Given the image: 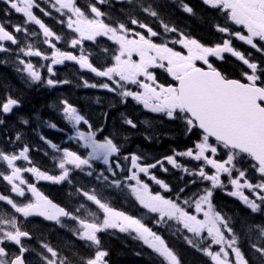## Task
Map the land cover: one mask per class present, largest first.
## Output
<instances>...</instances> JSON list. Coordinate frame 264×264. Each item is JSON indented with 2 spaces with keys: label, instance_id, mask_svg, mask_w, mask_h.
I'll list each match as a JSON object with an SVG mask.
<instances>
[{
  "label": "flooded vegetation",
  "instance_id": "1",
  "mask_svg": "<svg viewBox=\"0 0 264 264\" xmlns=\"http://www.w3.org/2000/svg\"><path fill=\"white\" fill-rule=\"evenodd\" d=\"M38 2L45 11L50 13L49 16H44L38 9H33L38 18L43 21L45 25L43 28L34 21L26 23V20H31V15L24 17L22 14L15 13L14 10L6 12L5 9L8 6L0 3V23L5 24L9 31H12L17 25L20 26V33L13 32L18 41L16 45L11 42H0L8 49L6 52H0V104L6 102L9 97L17 100L20 104L19 107L13 109L11 114H4L0 111V120L4 121L0 125V153H3L0 155V177L6 176L8 180L18 185L17 192L21 189L26 191L25 197L21 198L11 191L12 186L8 180L0 179V195L8 198L5 201H0V220H16L20 231L28 233L30 238L19 235L10 224L0 225V230L6 229L13 234L11 241L7 237L4 238L8 250L6 259L9 262L19 255L17 248L22 246L26 249L24 264H76L75 261L70 262L69 259H80V257L88 259L100 248L107 250L110 241L122 240L123 236H128V233H119L118 229H110L98 234L101 243L97 246L91 240H80L76 235L83 231L79 227L78 221L91 223L94 219L92 213L99 217L95 221L96 224L103 222L98 206L89 202L82 195V191L89 192L90 195L109 204V180L106 182L103 179H97L100 172L108 176V165H105L101 158L98 161H91V169L84 166V171L76 170L73 166H66L78 173L70 175L71 183L65 181L60 184L46 181L36 183L34 176L27 172L17 171V169L39 168L41 171H47L49 175H59L61 170L57 165L63 156L64 148L76 151L82 158H86L91 151L84 148L83 142L76 138L78 130L88 131V127L83 128L85 126L83 122L79 127H71V123L64 118L61 111H58L56 117H53L52 114L46 115V111H52L49 103L55 105L67 100L70 105L77 108L79 114L89 121L92 131L102 129L96 135L98 141L104 142L105 138L109 139L108 97L104 95L107 89L100 87L107 81L102 84H99L98 81L94 82L86 69L82 70L75 61L66 60L63 65L53 66L56 75L52 79L58 82L68 81V83L54 88L48 87L45 80L49 77L47 66L51 60H45L42 57H26L20 52V49L27 50L31 45L33 51L39 50L43 56L50 58L56 50L72 53L80 57V63H89L106 72L110 66L112 71H115V65L118 62L124 65L127 57L117 55L119 59H116L115 63L109 64L107 55L105 54L103 57V54L94 50V41L87 40H85L84 56L72 52L71 50L75 48L70 46L72 33L66 27L68 21L63 22L65 29L62 31L61 29L64 27L61 25V14L51 7V5H55L56 8H59L60 4H57L56 0H48V3H44V0H38ZM88 2L87 5L90 7L94 0H88ZM110 2L121 9L120 22L124 26L121 35L130 40V51L134 61V63H128L131 65L132 74L128 81L120 78L121 73H119L120 75L116 74L123 85L122 87L127 84V87L133 91V95L130 97H119V100L123 102L119 106H115L117 110L118 108L120 110L119 116L125 118L123 127L117 130L122 135L131 134L134 136V144L129 148L136 151L135 155L138 158L140 157L138 154H141V150L146 147L144 135L149 136L148 149L151 150L157 146L153 137L154 133L165 132L164 129L141 127L140 119L146 116L155 117L157 113L168 111L172 114L179 113L181 105L176 91L175 78L188 69L194 67L214 69L218 70L227 80L264 86V40L261 39L264 37V0H217L215 8L202 0H197L200 13L197 38L199 40H193L187 34H183L180 36V44L176 46H172L171 43H166V45L157 43L156 39L162 36L157 34L156 27L165 29L166 27L146 24L148 21H156L155 14L157 12L161 20H172L164 15V11L172 7L171 0H103V4L97 3L96 6L107 9ZM105 13L103 19L107 20V10ZM152 13L155 14L152 15ZM129 22L134 25L132 29L130 26H126V23ZM159 23L162 22L159 21ZM208 26L210 27L209 33L205 31ZM25 29H27L26 32ZM78 29V34L84 38L92 31V26L80 23ZM96 31L98 30L96 29ZM164 35L171 37L172 28L169 27ZM57 36L60 37L59 41L56 40ZM102 38L105 37L102 36ZM46 41H50L56 47H50ZM160 43L163 42L160 40ZM124 44V42H120L119 45ZM84 57L88 58L87 61L83 59ZM103 58H105V63H103ZM20 59L34 62L37 65V69L42 75L41 82H32L31 79L26 78L23 65L19 64ZM42 65L43 67H41ZM125 69L120 71L124 72ZM77 70L79 73L89 74L90 80L77 82L74 75ZM85 81L88 85H96V87L86 86ZM76 84H78V91L75 89ZM93 90L100 91L102 95L95 97ZM76 92L81 94L79 98L86 104V113L83 112L82 102L70 103V100L77 98ZM29 99L32 101H28ZM126 100L131 101L125 102ZM59 116L63 117V122H50L57 125L56 129L46 127L48 119H59ZM45 117L48 119L46 120ZM21 118L27 120L28 125H23ZM176 129L183 136L186 134V128L177 127ZM48 134H53L54 137L49 138ZM17 135H20L18 141L16 140ZM41 136L59 145V150L52 149L41 139ZM125 139L121 138V143ZM25 145L29 148L27 153L29 161L14 160L13 157L19 155ZM162 146L170 149L171 141L166 138L165 143L159 144V147ZM5 156L8 157L7 160H5ZM88 171H92L93 175H87ZM17 176L24 177L29 183H36L35 191L65 208L70 215L75 214V218L66 216L60 218V223L46 221L35 216L23 218L16 209H26L28 204H34V198L27 192V186L20 184ZM144 177L143 174H140L141 180ZM141 209L142 206L134 198L132 210H126L123 205L116 210L124 211L126 214L142 220L139 216ZM94 231L95 229H89V234ZM0 235H2V231H0ZM16 239H19V245L15 244ZM85 245L88 247V253L79 256L84 253V249L78 246ZM53 252L56 254L55 256H53ZM106 259H109V255ZM86 261L83 264H86Z\"/></svg>",
  "mask_w": 264,
  "mask_h": 264
},
{
  "label": "snow or ice",
  "instance_id": "2",
  "mask_svg": "<svg viewBox=\"0 0 264 264\" xmlns=\"http://www.w3.org/2000/svg\"><path fill=\"white\" fill-rule=\"evenodd\" d=\"M202 2L208 4L209 6L215 8L217 7V0H202ZM0 3L7 5L8 7L5 9L6 12L14 10L17 14H22L24 17H29L31 15V20L27 22H35L37 25H40L42 28L45 27L43 21L38 18V16L34 13L33 9H38L44 16H49L50 13L45 11L43 7H41L40 2L38 0H0ZM44 3H48V0H44ZM57 4H60L61 7L56 8L55 5H51V7L55 8V10L61 14V16L65 15V12L62 9H66L68 13L72 15L67 16V28L72 30L74 33H78L79 29L74 28V23H82L85 25H98L100 28H106L107 25L104 24L102 19L98 20H89L87 17L83 16L81 7L77 6L75 0H56ZM97 3L103 4V0H94L91 7L89 8V12L95 14L96 17H103L104 13L100 11L98 7H96ZM185 10L191 12V9L185 6ZM76 18V20L73 19ZM63 23V21H61ZM135 23V21H133ZM121 28L124 26L121 25ZM27 29H25V32ZM115 31V29H112ZM20 33V26L17 25L13 28L12 31L7 30L5 24L0 23V42H11V44L16 45L18 43L16 36L13 34ZM54 35V33H53ZM258 35V34H255ZM98 36L107 37L109 40L117 43L115 37L108 36L104 31H90L86 37L81 39L78 35L76 38H72L70 41V46L72 48H77L83 44V41H95ZM264 40V37H261ZM56 40L59 41L60 37L57 36ZM47 44H50V47L55 48L56 45L50 43V41H46ZM8 49L4 46L3 43H0V52H6ZM83 51V49H81ZM107 51V49H105ZM20 52L23 53L26 57H42V59L51 60V63L47 66V73L49 77L45 80V83L48 87H57L58 85L68 83V81L58 82L52 79L56 75L53 66L54 65H63L65 61H75L79 64L82 70L90 69L95 71L89 63H80V57L74 55L72 53H65L59 50H56L52 57L43 56L39 50H32L31 45L25 50L24 48L20 49ZM87 61V57L83 58ZM118 60L119 57H116ZM19 64L23 65V70L27 72L32 82H41L42 75L41 72L34 66V64L30 61L26 62L24 59L19 60ZM43 67V65L41 66ZM100 75H107L106 73H99ZM117 75H120L117 73ZM121 79H126L121 76ZM107 79L111 81L113 77L111 75L107 76ZM86 86L96 87V85H88L87 81H85ZM100 87L106 88L109 91L113 89L109 86V84L105 83L100 85ZM132 95L131 93L125 92L123 93L124 97ZM139 99L138 97H134ZM126 102V101H125ZM62 112L64 118L71 123L73 127L80 125L81 122L84 123L88 127V131H77L76 138L83 142V147L86 149H90V153H88L86 158H82L76 151H71L68 148H64L63 156L59 160L58 169L61 170L59 175H49L47 171H41L39 168H23L17 169V171H23L31 174L35 177L36 183L40 181L52 182L55 184H60L61 182L68 181L71 183L70 177V169L66 166H73L74 169L84 171V166H87L89 169L92 168L91 161L93 160H101L105 165L109 164V157L113 154L119 153L120 149L112 142L111 139L105 138L104 142H100L96 139V135L98 132L102 131V129H97L95 131L91 130V125L89 121L81 114L78 113L77 108L73 107L68 103L67 100H63L62 102ZM20 104L17 100L13 98H7L6 102L0 104V111L4 114H11L13 109L19 107ZM130 123V121H128ZM4 123L3 120H0V125ZM21 123L23 125H28V121L21 118ZM51 128L56 129L57 125L52 123L50 125ZM20 139V135L16 136V140ZM41 139L45 141V143L49 144L52 149L59 150V145L56 143H52L51 141L46 140L43 136ZM29 152L28 146H23L19 155L13 157L14 160L20 161H29V156L27 153ZM3 155V153H0ZM8 157L5 156V160ZM125 161L129 159L126 155L123 158ZM131 168H129V174L124 178L123 182L120 179H115L111 183L116 187H121L122 183L130 189L131 194L135 197V200L142 206L144 209H147L149 212L154 214H159L157 224L166 221H177L179 222L183 229L190 233L192 237H195V243L193 239L189 238V236H184V240L186 243L191 246L193 249L198 250L203 256L209 258L210 264H246V261L243 260V254L239 250L238 247H234L237 244V237L233 233V229L229 226L228 220L221 215L219 211H213V206L211 203V198L213 197V190L216 188L224 187L223 182L220 176L217 174L216 176H206L205 179L211 182V187L204 189V194L199 195L198 199H184L182 203L179 199L171 200L162 196L159 192L153 193L150 190L149 183L144 182L140 179V174H143L148 180L154 182L156 185L160 186L164 191H169V187L164 181L158 179L155 175L149 174L148 167H141L140 163H138L139 158L136 155H131ZM171 162V160H170ZM8 167H12L11 165H7ZM175 167V164H173ZM121 166L117 162L116 168L119 169ZM151 168H155L156 165L153 164L150 166ZM108 171L115 176L116 173L112 170L111 167L108 168ZM228 173V183L235 188V191L228 192L227 194L232 197H237L239 200L250 208L253 212L260 211L261 204L256 203V201L264 202V196H261L258 192L253 190V186L244 183L239 184L237 180L233 179L231 176V172L228 169L224 170ZM39 173V175H37ZM87 175L92 176L93 172L88 171ZM203 175V173H201ZM243 175V174H241ZM21 185L27 186V192L31 194L34 198V204L30 203L26 206V209L17 208L16 211L20 213L23 218L29 217H41L46 221H55L56 223H60V216H69V218H75V214H69L65 208L62 206H58L51 200H48L42 193H38L36 190V183H29L24 177L17 176L16 177ZM0 179L8 180V177L3 176ZM97 179H103L104 181H108V176H105L103 172H100L97 176ZM134 182V183H131ZM8 183L12 186L11 191L17 196L23 198L26 195L25 189H21L19 192L16 191L18 185H15L11 180H8ZM257 187L260 188L261 191H264V184H260ZM240 188H247L249 194L253 196L255 199H250L249 195H245L241 192ZM93 192L95 190H92ZM185 190L181 189V193ZM82 195L91 203H94L100 209L102 213L103 222L100 224H96L95 221L99 217L96 216L95 213L91 215L94 217L91 223L87 221H78L79 227L83 229L79 233H76L77 237L80 240H91L95 245H100V233H104L110 229H118L119 233H128L135 234L133 236L134 239H139L143 242V245L147 246L148 249L152 251L155 255L161 258L160 264H180V260L175 252V250L166 242L165 238L162 237L157 231L153 230L152 227L147 226L141 219L134 217L133 215L126 214L124 211H119L110 207L108 203L102 202L98 197L94 195H90L89 192L82 191ZM7 197L0 195V201L7 200ZM207 204V211L204 210L203 206ZM193 209V212L190 213L187 209ZM202 213L203 218H198L199 214ZM10 224L12 228L16 229V232L19 235L30 238L28 233L21 232L20 227L17 226L16 220H0V225H8ZM223 226V229L221 228ZM89 229H95L94 232L89 234ZM2 231V235H0V264H17V261L20 264H24V253L26 249L22 246L17 248L19 255L14 257L10 262L6 259L8 256V250L5 246V237L8 238L9 241L13 239V234L8 232L6 229L0 230ZM257 231L260 232V237H258L257 243L264 242V227L258 226ZM225 232L229 235L226 237ZM203 233H206V237L202 236ZM199 241V242H197ZM15 244L19 245V239L15 240ZM227 246V247H226ZM215 249V250H214ZM258 251H261L264 254V249L257 248ZM52 252L51 249H49ZM53 256L56 254L53 252ZM109 253L107 250L100 248L99 251L94 252L93 256L88 258L86 264H107V257ZM234 256V259L232 258Z\"/></svg>",
  "mask_w": 264,
  "mask_h": 264
},
{
  "label": "trees",
  "instance_id": "3",
  "mask_svg": "<svg viewBox=\"0 0 264 264\" xmlns=\"http://www.w3.org/2000/svg\"><path fill=\"white\" fill-rule=\"evenodd\" d=\"M183 1V0H181ZM191 5V12L186 14L182 11H179L174 5L171 8H168L167 11H164V15L168 18H171V26L178 32L189 31V35L193 38H198V17L200 15L199 8L197 4L193 1L189 2ZM172 5V4H171ZM114 13H119L118 8L112 9ZM110 15H112L110 13ZM113 16V15H112ZM183 21V22H182ZM117 23L115 21L110 22V26H115ZM187 28V29H185ZM209 26L205 29L209 33ZM206 32V33H207ZM208 33L206 35H208ZM28 101H32L29 99ZM51 105V104H50ZM176 122L167 120L165 117L158 116L155 118L154 126L162 127L165 132H157V135L154 133L153 137L155 138V144L159 140L166 141V138L171 141V150L167 151L166 149L155 150L156 155L171 153L174 150H186L190 148L195 141L199 139V133L197 131H192L186 139H184L183 134L176 129ZM146 140L149 142V136H146ZM170 155V154H168ZM247 162L238 165L241 169H245L249 175L256 166L251 163L250 159L247 158ZM250 164L252 166H250ZM172 174V175H171ZM169 176H162L161 178L167 180V182L172 186V195L176 196L177 199H198L199 195L204 194V189L208 187V183H202L200 180H190L187 177H183L179 171L172 170L170 171ZM256 176L254 175L253 178ZM181 189L185 191L181 193ZM213 206H215L216 211H219L222 216H224L230 227L233 229L234 234L243 245H248L254 247L258 246L260 249H264V242L257 243L258 237H260V232L257 231L258 226L264 227V209L258 215L251 213L249 210H245V207L242 206L239 202L233 200L232 198L224 195L220 189L213 190ZM158 230V228H155ZM166 242L175 250L181 264H210L209 258L203 256L198 250L193 249L189 246L184 240L186 236L185 232L171 228V230H161L157 231ZM252 249V248H251ZM260 254L263 256L262 252ZM109 264H160V259L157 258V255L152 253L147 246L143 245L141 242L137 241H128L126 244H111L109 247Z\"/></svg>",
  "mask_w": 264,
  "mask_h": 264
},
{
  "label": "water",
  "instance_id": "4",
  "mask_svg": "<svg viewBox=\"0 0 264 264\" xmlns=\"http://www.w3.org/2000/svg\"><path fill=\"white\" fill-rule=\"evenodd\" d=\"M178 90L185 111L202 132L264 165L263 89L194 68L179 78Z\"/></svg>",
  "mask_w": 264,
  "mask_h": 264
},
{
  "label": "rangeland",
  "instance_id": "5",
  "mask_svg": "<svg viewBox=\"0 0 264 264\" xmlns=\"http://www.w3.org/2000/svg\"><path fill=\"white\" fill-rule=\"evenodd\" d=\"M61 7V6H60ZM69 15H72L71 13H68V12H65V15L64 16H61L63 21H67V16ZM76 28H78V25H75ZM115 37L117 43H114L113 41H109L111 44H112V49L114 50L112 55L114 56H117L119 54V56H126L127 59L124 63V65L120 64V62H118L116 65H115V71L113 72L114 74L115 73H121L123 77H125L126 81H128L132 74H131V65L128 64V63H134L133 61V55L131 54V51H130V48H131V45H130V40H127V42L120 46L119 48V45H117L119 42H120V39L117 38V36H113ZM122 41H126L125 39H122ZM132 43H135L134 41H132ZM118 53V54H117ZM32 58V57H30ZM33 58H36L35 56H33ZM34 64V62H32ZM34 66L37 68V65L34 64ZM24 67V66H23ZM126 68V69H125ZM124 72L120 71V70H124ZM25 72V75H26V78L28 79H31L29 77V75L27 74L26 71ZM49 75V74H48ZM85 80L83 78V75L80 77V80ZM119 83L117 84L116 82L113 83V84H109V86L114 90V89H117L120 91V93L123 95V93L125 92H128V93H131L133 95V91L127 87V84H124V88L118 86ZM109 91V90H108ZM47 126H49V124H47ZM220 150L218 149V147L216 145H213L212 143H210L207 138H203L202 141L197 144L191 151L187 152V153H183V154H178V157H182L184 156L185 159H190V160H193L197 163H200V167L199 169H196L194 171L191 172V176L192 177H200V178H205L206 176H209V175H212V176H216L217 174L220 176L222 182H223V185L224 187L220 188L222 189L223 191H225L226 193L228 192H231V191H235L236 189L233 188V186L231 184L228 183V173H226L224 170L225 169H228L230 172H231V176L233 179L237 180L239 184H244V183H248L250 185L253 186V190L258 192L261 196H264V191H261L259 187H257L258 185L260 184H264L261 183V182H258V183H255V184H252L245 176L243 173H238L236 176H233V173H235L236 170H234V168L236 167V165L234 164L233 162V159L235 158V156L233 155V153H229L228 154V158H226V160L224 161H219L217 158H216V154H220ZM177 155L173 156L171 158V162L169 161V164H175L177 165L178 163V160L176 158ZM111 157H109V160H111ZM112 163H115V167H116V164H117V161L114 160V162ZM119 163V162H118ZM111 165L110 161H109V166ZM121 168V167H120ZM113 170V168H112ZM116 175L115 176H118L117 175V172H119V169H116V170H113ZM127 172V171H125ZM257 173V175H261V176H264V169L263 168H259L255 171ZM74 173L76 174L75 171L71 170L70 169V175ZM201 173H203V175H201ZM243 174V175H241ZM128 174H124V176H127ZM205 182H208L209 183V186L211 187V182L204 179ZM152 184H154V182H152ZM114 188H117L114 184H113ZM160 190H159V193L164 196L163 194V189L160 188V186L156 185ZM118 188H123V184L121 185V187H118ZM127 189L129 192H130V189L129 188H125ZM241 192H243L245 195H249V198L250 199H255L254 197L251 198L247 188H240L239 189ZM109 197V204H110V207H113L114 208V205L116 206V204L114 203V200H116V197ZM134 197V196H133ZM165 197V196H164ZM135 198V197H134ZM166 198V197H165ZM236 198L238 201L239 198L237 197H234ZM169 199V198H168ZM262 201H256V203H261ZM204 210L207 211V204H205L203 206ZM190 213L193 212V209L191 208H188L187 209ZM214 210V209H213ZM159 216V214H158ZM198 218H203L202 216V213L199 214ZM174 222V220H172ZM170 222V220L168 221ZM177 222V221H176ZM179 227L181 229H183L182 225L180 224ZM221 228L223 229V226H221ZM185 230V229H184ZM205 234V235H204ZM190 236L192 237V235L190 234ZM202 236H205L206 237V233H203ZM194 240V243L196 242L195 241V237H192ZM199 242V241H197ZM227 247V246H226ZM215 250V249H214ZM234 259V257H233ZM244 260V259H243ZM245 261V260H244ZM263 261L261 259H257L255 260V262L253 264H264L262 263ZM166 264V262H165Z\"/></svg>",
  "mask_w": 264,
  "mask_h": 264
}]
</instances>
